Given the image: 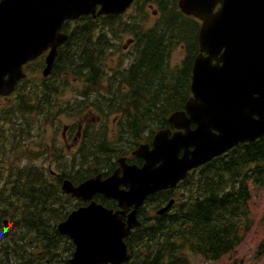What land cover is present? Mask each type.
Returning <instances> with one entry per match:
<instances>
[{
	"label": "trees",
	"instance_id": "trees-1",
	"mask_svg": "<svg viewBox=\"0 0 264 264\" xmlns=\"http://www.w3.org/2000/svg\"><path fill=\"white\" fill-rule=\"evenodd\" d=\"M179 2L135 0L133 15L84 16L64 24L68 40L59 48L46 80H60L61 75L84 79V88L90 93L102 90L105 80L109 81L105 90L114 94V112L123 113L129 150L109 147L101 141L70 155L52 152L60 177L52 176L46 167L36 166L34 151L24 143L31 140L32 130L41 119L33 120L31 128L28 119L51 108L38 111L28 103L54 95L22 90L29 79L42 73L44 57L25 67L31 76L19 85L20 96L0 110V124H10V141L5 139L0 145L6 149L0 157V264H69L75 247L58 233L57 226L85 204L62 191L64 180L68 178L78 186L101 173L110 175L121 157H129L141 143H150L159 130L171 128L170 116L185 109L191 97L201 23L182 13ZM148 5L158 10V17L146 27ZM125 35L136 39L134 54L128 57L130 65L122 68L121 62L117 69L109 68L108 56L120 48L116 42ZM181 45L186 49L185 60L181 67L172 66L170 57ZM75 110L83 108L77 106ZM24 160L27 164L22 166ZM181 185L184 197L170 216L150 221L146 214L166 203L171 197L168 194L152 196L140 209V226L125 240L131 255L127 264H190V254L218 262L232 254L254 227L250 202L252 187L264 189V138L240 144L213 159L188 175ZM96 201L109 209L118 208L116 201L101 196ZM263 250L264 241L258 246L257 256Z\"/></svg>",
	"mask_w": 264,
	"mask_h": 264
},
{
	"label": "water",
	"instance_id": "water-1",
	"mask_svg": "<svg viewBox=\"0 0 264 264\" xmlns=\"http://www.w3.org/2000/svg\"><path fill=\"white\" fill-rule=\"evenodd\" d=\"M133 2L2 0L0 96L10 94L24 77L23 67L49 49L44 76L50 74L57 49L67 40L61 32L66 21L122 15ZM179 6L203 22L199 39L207 56L201 54L195 61L193 97L185 111L170 117L178 132L160 131L152 149L141 145L133 153L145 161L142 168L127 166L122 158L120 169L108 179L99 175L78 187L64 182V193L89 202L57 227L75 245L69 264L130 262L125 240L140 226L138 211L150 195L174 188L190 171L239 144L264 137V0H181ZM97 194L117 201L119 210L98 204ZM173 203L158 213H165Z\"/></svg>",
	"mask_w": 264,
	"mask_h": 264
},
{
	"label": "flooded vegetation",
	"instance_id": "flooded-vegetation-1",
	"mask_svg": "<svg viewBox=\"0 0 264 264\" xmlns=\"http://www.w3.org/2000/svg\"><path fill=\"white\" fill-rule=\"evenodd\" d=\"M153 16L157 17V13L154 12ZM133 40L134 43H136V39L134 38ZM177 51L180 52V58L177 59L173 64V57L175 56ZM199 53L200 49L198 47V53L196 57L199 55ZM185 57L186 49L184 45H181L177 47V49L172 53L170 57V64L172 66H181ZM107 66L109 67V65ZM118 67L109 68L117 69ZM109 83L110 82L108 81L107 84ZM31 84L32 86L29 87L26 92L48 91L52 94L57 95L56 97L46 99L40 102H29L32 106H34V108L37 107L38 111H42L43 108H51L50 111H45L41 114L34 113L32 116L35 119H41L39 122L40 126H46L45 132H36L35 134L40 135L45 140L48 150L56 152L65 151L67 153H74L80 150H88L92 146L99 145L101 141L106 142L109 147H116L120 149L129 150V140L128 136L125 135V132L123 131V122L121 119V114H114L108 111V105L109 108L111 106V92H107L110 97L108 101L104 88L102 90L89 93L88 98H82L80 94L82 92V86L85 84L84 79L82 80L71 78L70 80L60 79L53 81H32ZM11 100L12 98L10 96L0 97V101L2 102L3 106L9 104ZM81 101H83V103H81ZM94 104H98L101 110H96V107L93 106ZM57 106L58 108H56ZM77 106L82 107L83 110H75ZM57 109L65 111L58 112L56 111ZM62 118L70 119L71 121H65L60 124L58 120H61ZM195 127L196 126L194 124L190 126L191 129H195ZM169 129L172 131V133H175L177 131V129L172 125ZM154 137L155 135L153 136V139L150 143L146 142L141 144L150 145V147L152 148V142L154 140ZM135 150L130 152L131 154L129 157L125 156L127 159L126 164L127 166H137L139 168H142L145 162L141 157L133 154ZM119 169V166L116 167L113 170L112 174L116 173ZM56 174V176H61L60 172H56ZM119 174L120 176H122L123 170H120ZM109 176H104L103 179H106ZM182 186L183 185L178 184L173 189L163 190L162 192H158L155 194H168L171 195V197L166 203L165 201L162 202V205L157 210L153 208L148 210L150 221L155 219V217L157 216H170L177 202L182 196L184 197V195L182 194L183 192L181 191ZM122 189L127 188L122 187ZM98 196L104 197L105 199H109L103 195L97 194L94 197L95 201ZM172 201H174L172 207L165 213L158 215L157 212Z\"/></svg>",
	"mask_w": 264,
	"mask_h": 264
},
{
	"label": "rangeland",
	"instance_id": "rangeland-1",
	"mask_svg": "<svg viewBox=\"0 0 264 264\" xmlns=\"http://www.w3.org/2000/svg\"><path fill=\"white\" fill-rule=\"evenodd\" d=\"M135 9L133 11H130L129 15L135 14ZM150 17L148 22L145 24L146 27L152 26L156 21V18L152 16L151 11H149ZM133 36L131 35H125L121 42H116V44L120 45V48L116 52H111L108 56V65L109 67H118L121 62H123V67H128L130 65V61L127 60L129 56H131L134 53L133 50V42L131 41V38ZM125 55H128L125 57ZM180 58V52L177 51L175 56L173 57L172 63ZM113 91V90H112ZM106 92V98L107 101L109 100V94ZM112 94V98H114V94ZM11 104V101L10 103ZM0 108L4 109L6 108V105H0ZM58 108V106L56 107ZM109 109V105H108ZM117 114V113H114ZM122 119V116H121ZM33 120H36L34 117H29L28 124L31 128V123ZM123 120V119H122ZM59 123H63L65 121H71L70 119L62 118L61 120H58ZM2 129H0V145L3 140H9V132L8 129L10 127V124L8 123H1L0 124ZM43 130L39 132L41 129ZM51 128V127H50ZM32 130V129H31ZM46 126H40L33 131L32 138L30 141H27L24 143L25 145H28L31 150H33L36 155V157L43 156L44 152H50V150L47 149L45 140L40 136L36 135L35 133H42L45 132ZM10 141V140H9ZM6 149L2 146H0V157L5 155ZM65 152V151H63ZM8 154V151H7ZM53 163V164H52ZM22 166H25L27 164V160H24L22 163ZM40 165L45 166L46 168L50 166L51 170L56 172L58 170L57 164L54 162H44L39 163ZM63 168H66V165L62 166ZM3 186V183L0 184V188ZM252 200L250 202L251 206V218L254 221V227L253 230L245 237V240L242 242V244L230 255L225 256L223 259H221L218 262H207L204 261L200 257L190 256V264H264V250L262 255L257 256L258 252V246L264 241V189L258 188V187H252Z\"/></svg>",
	"mask_w": 264,
	"mask_h": 264
},
{
	"label": "bare ground",
	"instance_id": "bare-ground-1",
	"mask_svg": "<svg viewBox=\"0 0 264 264\" xmlns=\"http://www.w3.org/2000/svg\"><path fill=\"white\" fill-rule=\"evenodd\" d=\"M199 36H200V33H199ZM199 43H200V39H199Z\"/></svg>",
	"mask_w": 264,
	"mask_h": 264
}]
</instances>
